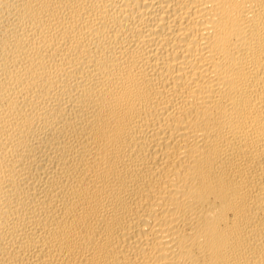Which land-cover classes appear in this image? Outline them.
Instances as JSON below:
<instances>
[{"label": "bare ground", "instance_id": "obj_1", "mask_svg": "<svg viewBox=\"0 0 264 264\" xmlns=\"http://www.w3.org/2000/svg\"><path fill=\"white\" fill-rule=\"evenodd\" d=\"M0 264H264V0H0Z\"/></svg>", "mask_w": 264, "mask_h": 264}]
</instances>
